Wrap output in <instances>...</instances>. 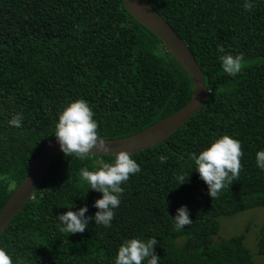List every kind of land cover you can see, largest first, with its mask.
<instances>
[{
  "label": "trees",
  "instance_id": "1",
  "mask_svg": "<svg viewBox=\"0 0 264 264\" xmlns=\"http://www.w3.org/2000/svg\"><path fill=\"white\" fill-rule=\"evenodd\" d=\"M149 2L200 65L208 89L204 104L163 142L129 154L140 171L120 185L107 228L89 220L83 232L67 234L56 215L80 206L87 207L86 216L94 214L100 194L87 190L79 170L111 162L113 155L79 159L58 152L0 233V248L13 264H113L128 237H155L158 264H255L243 234L212 238L219 217L264 206V172L254 160L264 148V0H250V11L244 0ZM217 45L243 55L235 76L222 71ZM191 92L184 69L122 0H0V209L55 138L57 111L69 99L87 102L98 139H118L175 112ZM17 112L21 127H11ZM220 134L240 141L241 168L211 200L188 156ZM179 174L188 176L177 186ZM181 205L192 223L177 231L170 217ZM256 243L264 255V222Z\"/></svg>",
  "mask_w": 264,
  "mask_h": 264
},
{
  "label": "clouds",
  "instance_id": "2",
  "mask_svg": "<svg viewBox=\"0 0 264 264\" xmlns=\"http://www.w3.org/2000/svg\"><path fill=\"white\" fill-rule=\"evenodd\" d=\"M242 7L250 11L253 3L244 0ZM217 59L222 71L228 76H235L241 71L243 55L241 53L226 52L224 47L217 45ZM94 113L84 99H69L57 111L54 121L53 136L59 150L65 156L75 155L84 159L92 148L107 151L103 142L98 139L97 121L93 119ZM23 116L17 112L8 121L9 126L19 128ZM242 155L240 141L228 134H220L209 138L200 147L198 152L190 153L188 159L192 162L198 178L206 186L210 199L216 198L220 191L229 188V185L239 175ZM164 155L159 157L163 163ZM255 167L264 172V148L254 153ZM140 171L138 164L124 151H116L111 162L98 160L91 168L82 167L79 176L87 184V190L99 193V198L93 200L94 214L86 216V206H80L75 211L66 210L56 215L57 227L61 232L74 234L83 232L92 220L95 225L105 228L111 226L114 209L119 206L120 195L123 191L121 184L129 179L130 174ZM187 175L179 174L175 177L177 186L184 183ZM75 207L73 204L66 209ZM170 217V216H169ZM175 230L179 231L185 225L192 223L186 206L181 205L175 209L170 217ZM155 237L140 239L128 237L121 240L113 258V264H158L160 258L154 253ZM0 264H13L5 249L0 248ZM23 264V261H17Z\"/></svg>",
  "mask_w": 264,
  "mask_h": 264
},
{
  "label": "water",
  "instance_id": "3",
  "mask_svg": "<svg viewBox=\"0 0 264 264\" xmlns=\"http://www.w3.org/2000/svg\"><path fill=\"white\" fill-rule=\"evenodd\" d=\"M122 3L130 15L159 38L166 50L184 69L191 81L192 92L189 100L175 112L128 137L99 139L107 151L94 147L88 154L114 155L119 150L132 154L161 143L200 110L208 94L202 70L194 55L168 22L152 7L149 0H122ZM58 152L60 150L55 138L51 139L39 152L23 180L0 209V233L25 202L32 197L48 165Z\"/></svg>",
  "mask_w": 264,
  "mask_h": 264
},
{
  "label": "rangeland",
  "instance_id": "4",
  "mask_svg": "<svg viewBox=\"0 0 264 264\" xmlns=\"http://www.w3.org/2000/svg\"><path fill=\"white\" fill-rule=\"evenodd\" d=\"M264 222V206L252 207L231 216L219 217V229L213 240L227 238L234 234H243V242L249 249L255 264H264V255L257 252V231Z\"/></svg>",
  "mask_w": 264,
  "mask_h": 264
}]
</instances>
